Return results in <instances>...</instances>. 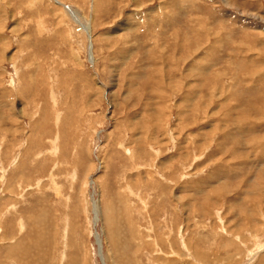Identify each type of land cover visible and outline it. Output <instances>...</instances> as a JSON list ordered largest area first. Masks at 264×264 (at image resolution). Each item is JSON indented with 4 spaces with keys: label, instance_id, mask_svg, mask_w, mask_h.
<instances>
[{
    "label": "rangeland",
    "instance_id": "1",
    "mask_svg": "<svg viewBox=\"0 0 264 264\" xmlns=\"http://www.w3.org/2000/svg\"><path fill=\"white\" fill-rule=\"evenodd\" d=\"M57 1L0 0V264H264V0Z\"/></svg>",
    "mask_w": 264,
    "mask_h": 264
},
{
    "label": "bare ground",
    "instance_id": "2",
    "mask_svg": "<svg viewBox=\"0 0 264 264\" xmlns=\"http://www.w3.org/2000/svg\"><path fill=\"white\" fill-rule=\"evenodd\" d=\"M57 3H60L59 1H57V0H55ZM67 9V8H66ZM67 11L69 12V14L71 15V17H72V19L74 20V21H79L80 20V18H79V16L77 15V13L74 11V10H69V9H67ZM77 11V10H76ZM89 27L88 26H86V27H83V25H82V29L87 33V35H88V37L90 38V33H89V29H88ZM92 46L90 45V49H92L91 48ZM91 52H90V57H91ZM124 149V148H123ZM122 201V200H121ZM100 206H98V204L97 203H95V205H94V214L97 216V214L98 213H100L99 212V208ZM101 211V210H100ZM108 220V219H107ZM109 224V223H108ZM96 235V234H95ZM96 239H97V241H99V239H98V236L96 235ZM83 253V252H82ZM181 254V253H180Z\"/></svg>",
    "mask_w": 264,
    "mask_h": 264
}]
</instances>
